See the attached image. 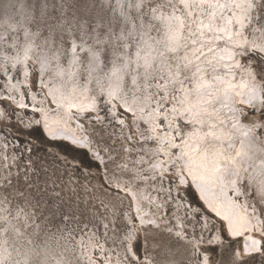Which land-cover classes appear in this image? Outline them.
<instances>
[{"label":"rangeland","instance_id":"rangeland-1","mask_svg":"<svg viewBox=\"0 0 264 264\" xmlns=\"http://www.w3.org/2000/svg\"><path fill=\"white\" fill-rule=\"evenodd\" d=\"M23 2L29 9L26 22L34 32H39L37 39L48 37L50 27L55 29L52 34L53 46L57 47L56 42L63 36L66 53L60 58L61 64L68 65L71 42L73 39L77 42V53L80 55L77 60L80 64L76 62V70L81 71L79 79L83 83L88 78L84 70L88 64L86 54L79 52L81 44H91L97 50L106 49L100 57L103 71L98 69L103 75L108 74L113 67V59L121 65L120 52L123 43H129L132 53L136 51L131 47V38L128 41L116 38L120 36L122 27L125 35L132 29L133 24L137 26V31H140V21L137 19L139 14L135 8L128 7L129 0H123L121 7L132 18L130 23L125 22L119 11H113L117 8L116 0ZM10 3L13 7L17 5L14 1ZM158 3L166 4L167 0H151L150 6L154 7ZM257 4L252 10L251 19L246 17L243 34L249 37L254 28L264 25V0H257ZM228 6L225 10L231 13V5ZM2 7L0 6V16L5 10ZM147 10V7L141 9L144 12ZM188 11L189 9L183 8L178 13L186 20L184 27L190 24L191 15ZM208 13L209 9L208 12L200 9V15H206L203 19L205 22L208 20ZM17 17L18 21H21V17ZM211 22H215V19H211ZM153 23L161 31L158 33L153 30L149 36L161 39L163 43V21ZM208 25L207 21L203 30L206 37L205 47L215 44V40L212 42L213 34H208ZM68 27L72 28L71 38L68 35ZM109 28L112 35H109ZM212 29H218V25ZM82 31L86 33L83 39ZM16 33L20 42L25 41L23 28L9 33L10 40H13L12 37ZM96 39L105 43L97 45ZM195 39L198 44L203 41L199 35H196ZM223 42L222 39L220 43ZM3 45L5 49L2 52L7 49L5 53L8 55L16 54L14 49L7 47L10 43ZM224 45L227 44L223 43L221 46L225 47ZM114 48L116 57L112 55ZM234 48L238 50L236 55L240 57V65H251L255 70L256 79L263 87L261 106H241L245 125H252V131L255 130L253 135L257 137V142L263 145L264 54L256 48ZM164 52L172 71L177 63L182 67L177 80H169L168 98L165 97L166 92L158 88L155 90L158 83L163 86V79L169 77L165 70H160V63L156 62L157 71L148 77L147 81L141 70L139 71L140 89L137 90L138 86L133 83L132 76L136 65L130 64L128 70L124 69L126 73L123 83L128 95L139 91L147 92L151 99L160 102L162 110H169L174 103V97L182 91L177 87L179 77L183 85L191 86L194 69L192 65L183 64L184 58L177 55H181V52ZM211 54L209 50L207 55ZM214 65L211 62L207 65L208 76ZM10 66L8 62L6 73L10 72L11 80L14 83H23L21 92L15 87H10L12 90L8 88L9 78L0 67V92L3 94V97H0V105L4 111L0 113V208L5 209L0 212V215L5 217L0 219V249L7 253L6 264H25L26 261L28 264H54V257L62 258L65 264H89V257L85 252L87 249L91 250V257L93 256L96 264H264V235L260 236L255 232L262 240V251L253 254L243 252L242 239L231 238L224 221L199 201L195 189L180 182L179 175L175 174L176 161L166 166L165 160L161 163L158 161V157L162 160L165 155L163 152L156 154L157 142L151 134L149 135L147 124H137L136 117L118 102V114L123 119V123H119L110 114L109 102L103 92L99 93L96 82L90 81L91 91H95L97 95L99 114L103 118L98 119L95 114L88 113L81 117L80 121L85 125L87 138L91 146L98 150L101 161L88 149L78 148L65 141L51 140L45 135L43 129L33 121L34 118L40 117V112L31 108V91H35L39 97H43L42 99L45 97L44 103L49 108H55V103L51 101L46 87L39 83L40 71L37 63L29 60V75L26 76L21 72V64H17L15 68ZM221 68L223 70V67ZM222 70L218 67L219 72ZM209 77L213 78L211 75ZM12 93L18 98L20 94L24 95V108L11 99ZM165 123L166 120L162 118L160 125L167 130ZM179 125L181 132L183 131L180 139H183L186 130L191 126L180 117ZM262 153L264 154L263 150L258 151L256 158L259 156L262 160ZM260 164L262 163L257 158L252 161L251 166L249 165L250 168L247 166V170L257 169L254 172L251 170V174L256 178L251 177L245 170L243 181L241 180L245 197L238 195L237 199L242 202L245 200L250 209H254L261 216L264 229V166L262 168ZM255 174H258V177ZM129 191L136 192L135 197L134 193L130 192L132 197ZM131 247L137 255L136 258L130 250Z\"/></svg>","mask_w":264,"mask_h":264},{"label":"bare ground","instance_id":"bare-ground-1","mask_svg":"<svg viewBox=\"0 0 264 264\" xmlns=\"http://www.w3.org/2000/svg\"><path fill=\"white\" fill-rule=\"evenodd\" d=\"M10 1L16 2L17 5L13 7V4L10 3ZM189 2H191V0H189ZM237 2H241V0H205L204 6L193 7L190 10V24L187 25V27H183V29H180L175 21H172L170 24L163 21L165 35H163L164 42L162 44H167L169 47H177L175 54H177L176 52H181V55H177L184 58L183 64L187 66L192 65V68L194 69V73L192 74V87L185 84L183 85V82L181 83L179 77V85H177V87L181 88L180 90L182 91L176 95L177 97H174V103H172L169 110H162L160 108V102L158 103V101H154V98L151 99L150 94L147 92L141 93L139 91L128 95L123 83L126 72L118 63H116V67L121 69L119 75L122 76V79L119 82L115 78H110L107 74L103 75V73L95 68V65H88L91 72L86 71L87 73L85 74H88L87 81L85 83L81 82L79 79L81 71L78 72L76 70L78 67L77 63L80 64L77 60L80 55L76 53V60L78 62L71 63L73 59L72 51L67 66L61 64V60L59 61V67L63 69L62 75L57 74L56 63L54 64L53 62L50 67L44 71L43 75H41L40 65L36 62L35 57L32 58L39 67V83L46 87L51 101L55 103V108H49L44 103L45 97L42 99L43 97H39L35 91H31V101L33 104L31 108L40 112V117L34 118L33 121L43 129L45 135L49 139L65 141L78 148L85 150L88 149L95 154L98 160H100L98 150L91 146L89 139L87 138L88 135L85 133V125L80 121L81 117L86 116L88 113L95 114L94 116L98 119L100 117L103 118V116L99 114V101L97 95L95 91H91L92 84H90V81L91 83H93V81L96 82V85L100 89V92H98H103L109 102L110 114L119 123H123V119L118 114L117 106L119 102L126 110L130 111L136 117L137 124L141 122L146 123L150 129L149 135L151 134L157 142L155 148L156 154L163 152L165 155V158L162 160L161 157H158V161L161 163L165 160V166L170 165L172 161H176L177 173L175 174L179 175L180 182L184 185H191L195 189L199 201L202 202L212 214H215L224 221L228 235L231 238L242 239L243 252L253 254L262 251V240L260 236L264 235V229H262L263 220L254 209H250L245 200L242 202L237 198L238 195H243V197H245L241 186V180L245 173H249L251 177L254 176L251 174V170L253 169L247 170V166L252 164V161H256L257 158L262 163L260 164V167L264 166V158H262V160L259 156L256 158V153L258 151H264V144L260 145L259 142H257V137L253 135L255 134V130L252 131V125H249L248 123L246 124L249 126L245 125L242 119L241 106H261L263 100V87L261 82L256 79L255 70L251 65H240L238 62L240 57L236 55L238 50L236 51L234 47L241 46L245 48L244 50L248 48L254 49L253 43H255L256 49L259 50V45L264 43V36L259 32H254L252 30V35L250 37L243 34L244 27L247 23L246 17L251 19L252 11L251 13H246L242 8L237 9L233 7V4ZM217 5H227L226 8H229L228 5H231L232 12L229 13L225 10L226 8L218 7ZM0 6L5 8L2 13L3 15L0 16V24H4L5 21L10 19V22L12 23L20 22L23 24V27H18L16 29L17 31L19 28H23V35L25 29H27L29 33H37L34 32L26 22V16L29 15V9L23 0H0ZM208 6L210 7L208 8ZM195 9L197 10L196 12L194 11ZM200 9H205L207 12L209 9L207 20L209 25L207 31H209L208 34H213V43L215 40V44L210 47L204 46V39L206 37H204L203 30L207 21H203L206 15H200ZM164 14L167 15V11ZM17 15L21 17V21H18ZM179 16L183 22L186 23L184 16ZM211 19H215V22L212 23ZM228 21H231V23H228ZM218 22H220V24H217ZM215 25H218V29L226 28L227 31L219 33L212 29ZM0 32H3L2 28H0ZM137 32L139 33V31ZM173 32L176 33V38L174 40L171 39ZM229 32L232 33L231 38L228 36ZM8 35L9 33L5 34V42L7 44H12L13 40H10ZM196 35L203 38V41L199 44L195 39ZM218 36L223 37V43L227 44L224 45L225 47L221 46L223 44L220 43L222 39H217ZM13 38L17 41V49H19L20 46L23 48L30 40L35 46V51L37 53L40 52V46L44 41V39H37L36 36H30L28 38H25L24 36L25 41L20 42L17 33L14 34L12 39ZM83 45L86 48L92 46L91 44ZM0 48V54H7L5 53L7 49L5 52H2L3 49H5V45H0ZM158 48L160 51H166L164 47H158L152 42V40H148L147 45L139 49L141 52L140 63H143V58L148 56L150 60H155V62L161 64L160 59L156 56ZM206 48H208L207 51ZM14 50L16 53V49ZM55 50L56 47L53 46L51 51ZM209 50H211L212 53L210 56L207 55ZM204 51H206V53H204ZM229 53H231V55H229ZM262 53L264 54V52ZM0 61V64L3 65V72L6 73L8 63H5L1 59ZM210 62L215 64L210 74L213 78L209 77L210 75L208 76L207 65ZM28 63L29 60L20 63L22 66V69H20L24 76L29 75ZM218 67L221 70V67H223V70L219 72ZM166 68L163 70L169 74V68ZM180 68L182 67H179L178 76H180ZM170 70L171 73H175L177 68L174 66V71H172V69ZM139 71L140 69H137L132 75L133 78L135 77L136 86H138L136 90L140 89L139 76L137 75V72ZM9 73H6V76L9 78V85L7 87H11L12 89L15 87L21 92V84L23 81L21 84L18 81L14 83L11 80V74ZM178 76H171L169 74L167 79H163V86L159 83L157 85L155 84L158 86L155 90L158 88L166 92L165 97L168 98L169 80H177ZM24 83L26 84V78L24 79ZM117 84H119L117 94L115 96H110L108 94L110 87H115ZM133 88L135 89L134 85ZM1 96L3 97V94L0 92V97ZM23 96L24 95L20 94V97L18 98L15 93L10 95L11 99H13L21 108L26 106ZM189 106H191V113L185 111V108ZM0 113H4L1 105ZM179 117L191 126L190 129L186 130L183 139H180L182 138L183 131L181 132ZM162 118L166 120L165 124L168 126L167 130L160 125V120ZM215 152H219L221 155V160L218 162L220 164L219 170L215 172H212L211 170L204 172L200 168V153H207L209 159H211L212 154ZM237 152L239 155L236 154ZM185 153H187V155H185ZM157 159H155V162H157ZM193 161H195V163H193ZM253 164H255V162ZM250 166L248 168H250ZM252 167L256 168V166L253 165ZM189 168L198 171V173H202L205 176V179L192 180L188 173ZM255 170H253V172ZM255 175L258 177V174ZM251 177H249V179ZM261 178L260 182H262ZM122 189L124 188L122 187ZM131 191L128 193H134L135 197V190L133 192ZM255 232L259 233L260 236L255 235ZM130 250L136 258L137 255L132 247ZM85 252L87 257H89V264L90 262L91 264H96V261L92 258L93 256L91 257V250L87 249ZM3 254L5 256L7 255L5 251H3ZM104 264H108V262ZM118 264L124 263L118 262Z\"/></svg>","mask_w":264,"mask_h":264},{"label":"snow or ice","instance_id":"snow-or-ice-1","mask_svg":"<svg viewBox=\"0 0 264 264\" xmlns=\"http://www.w3.org/2000/svg\"><path fill=\"white\" fill-rule=\"evenodd\" d=\"M123 0H116L117 8L113 9V11H119V14L121 17L124 18L125 22H131L132 18L127 15V13L124 11V9L121 7ZM151 0H129L128 7L129 8H135L138 12V17L140 23L139 28L140 31L137 33V26L133 24V27L131 30L127 31V34L125 35V30L122 27L121 28V34L120 36L116 37L120 41H127L129 38H131V47L135 48V53H132L129 50V43L125 42L122 44L121 48L122 51L120 52L121 56V67L123 69H127L130 64L136 63V69H133V71H137V69H140L142 72V75L147 81L148 77L153 76L156 69V62L155 60H150L148 56H145L143 58V63H140L141 60V52L140 48L147 45L148 40H152L153 43H155L158 46H162L165 48L166 51L175 52L177 51V47H169L167 44H162V42L155 37H151L148 35L151 31L155 30L158 33L161 31L159 27H157L153 22L154 21H164L165 23L170 24L172 21H175L179 28H183L184 22L181 19V17L178 15V13L183 8L189 9V15H191V9L193 7H202L205 5V0H167V3H158L154 7L150 6ZM218 7L226 8L227 5H217ZM258 6L257 0H241V2H237L233 4V7L237 9H243L246 13H251L252 10H254ZM147 7V12L141 11L142 8ZM170 9V11H168ZM167 11V15H164V13ZM157 13H160V15H157ZM113 20H115V17H113ZM147 21V22H146ZM228 23H231V21H228ZM18 27H23V24L20 22L12 23L10 22V19L5 21L4 24H0V28L3 29V32H0V45L5 44V34L15 32ZM59 27V26H58ZM83 27V26H81ZM55 29H52L50 27L49 30V36L46 37L40 46V52L37 53L35 51V46L31 43L29 40L28 43L24 45L22 49H17V41L15 38H13V42L10 45H7V47L11 49H16L15 55H7V54H0V58L5 63L11 62V66L15 68L17 64L23 63L25 61L31 60L33 57H35L36 62L40 65V71L41 75H43L44 71L48 69L52 63V61L56 62V68H57V74L62 75L63 69L59 67V61L60 57L62 55H65L66 49L64 48V38L61 36L60 40L56 42L57 47L55 51H51L53 47V40H52V34ZM68 35L71 38L72 36V28H67ZM215 31L224 32L227 31V29H215ZM254 32H259L261 35H264V25H262L259 28H254ZM111 28H109V35H112ZM39 35V32L37 33H29L27 29L24 30V36L25 38L28 37H35ZM137 35L139 38L137 39ZM86 36V33L83 31L81 32V39H83ZM229 38H231L232 33H228ZM176 38V33L173 32L171 39ZM217 39H223V37H217ZM105 41L96 39L95 44H103ZM253 48H256L255 43H253ZM259 50L261 52H264V43L259 45ZM71 51L73 53V59L71 63H76V53H77V44L75 40L73 39L71 42ZM80 53H85L87 58V64L88 65H95L96 69H99L100 71H103V67L101 65L100 57L101 53L106 52V49L100 48L97 50L96 48L89 46L85 47L83 44L79 47ZM112 55L115 57L117 55V52L115 48L112 50ZM231 55V53H229ZM156 56L160 59V70L162 71L164 68H169V74L171 76H178L179 75V63L176 64L177 71L175 73H171V66L168 65L167 60L165 59V52L160 51L159 48L156 51ZM113 67L111 68L109 75L110 78H115L118 82L122 79V76L119 75L121 69L116 67V60L113 59L112 61ZM187 66V65H185ZM0 67H3V65H0ZM85 71L91 72V69L89 67H85ZM141 72H137V75H140ZM133 83H136L135 77L133 78ZM119 88V84H117L115 87H110L108 94L110 96H115L117 94ZM103 90V88H102ZM175 110V109H173ZM186 112L191 113V106L185 108ZM239 155V153H236ZM187 155V153H185ZM200 159V168L207 172L211 170L212 172H215L219 170L220 164L218 163L221 160V155L219 152H215L212 154L211 159H209V156L207 153H200L199 156ZM195 163V161H193ZM188 173L191 176L192 180H204L205 176L202 173H198V171L189 168ZM5 211V209L0 208V212ZM0 219H5L4 216L0 215ZM7 257L3 254V250L0 249V264H6ZM25 264H28L26 261ZM54 264H65V261H63L62 258H56L54 257ZM91 264V262H90Z\"/></svg>","mask_w":264,"mask_h":264}]
</instances>
